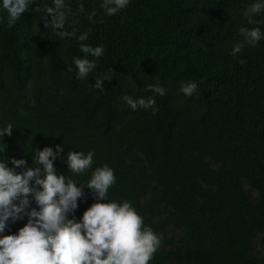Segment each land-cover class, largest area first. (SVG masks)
Masks as SVG:
<instances>
[{
    "label": "trees",
    "instance_id": "1",
    "mask_svg": "<svg viewBox=\"0 0 264 264\" xmlns=\"http://www.w3.org/2000/svg\"><path fill=\"white\" fill-rule=\"evenodd\" d=\"M255 2L264 0H129L108 16L103 0H65V29L76 36L61 39L44 24L53 0H32L12 27L0 0V129L13 126L0 137V160L20 173L36 166L38 150L63 145L55 168L78 187L97 167H111L108 200L130 201L157 234L170 224L186 230L182 243L159 248L150 264H264L255 253L264 231V38L230 54L243 40L240 27L264 33V11L254 24L244 16ZM83 33L87 40L78 41ZM81 43L105 49L84 80L74 64ZM190 81L198 88L187 97L180 88ZM156 84L165 96L148 90ZM125 95L154 96L158 111H134ZM69 151H93L92 167L70 173ZM84 193L69 218L79 221L96 202L86 186ZM163 207L168 214L156 220ZM25 223L26 216L9 221L0 236Z\"/></svg>",
    "mask_w": 264,
    "mask_h": 264
},
{
    "label": "clouds",
    "instance_id": "2",
    "mask_svg": "<svg viewBox=\"0 0 264 264\" xmlns=\"http://www.w3.org/2000/svg\"><path fill=\"white\" fill-rule=\"evenodd\" d=\"M31 3L32 0H3L2 7L7 12L9 27L14 26ZM128 4L129 0H103L101 6L108 16H112ZM53 5L44 9L45 26L61 39L76 36L75 31L65 29L70 12L65 0H53ZM33 11L41 9L37 7ZM262 11L264 2H255L244 11V16L249 24H254L253 17ZM239 34L243 40L232 47L230 54L233 57L243 51L245 44L255 46L264 38L258 27L242 26ZM87 38V33L77 37L81 42ZM80 50L84 55L75 58L74 64L78 69L76 78L84 80L97 67L105 49L102 45L93 47L81 43ZM238 63L243 65L246 61L240 59ZM102 80L96 78L93 86L103 90ZM147 88L160 97L166 95L165 88L159 84L148 85ZM197 88V83L190 81L182 84L180 91L191 97ZM122 100L134 111L151 109L153 115L158 111L154 96L133 99L125 95ZM30 102L35 104L34 99ZM20 112L25 114L23 109ZM12 129L11 124L0 129V137L4 134L11 136ZM62 152L63 145H57L55 151L52 147H44L36 153V166L20 173L0 160V233L5 231L9 221L15 223L27 217V223L16 234L0 236V264H150L162 244L163 236L145 226L143 217L130 201L108 200L109 189L116 184L114 170L106 164L97 167L91 178L78 187L73 179L57 173L54 161ZM93 156V151L87 154L69 151L66 164L70 173H85L93 165ZM11 162L15 167L26 165L24 159H12ZM85 186L96 202L77 221L74 215L69 218V214L78 208V201L85 195ZM30 196L38 210L30 207Z\"/></svg>",
    "mask_w": 264,
    "mask_h": 264
},
{
    "label": "rangeland",
    "instance_id": "3",
    "mask_svg": "<svg viewBox=\"0 0 264 264\" xmlns=\"http://www.w3.org/2000/svg\"><path fill=\"white\" fill-rule=\"evenodd\" d=\"M245 189L253 196V198L258 196V191L250 183L246 182L244 184ZM168 214L166 208H162V215L157 216L156 220L163 219ZM159 235L163 236V241L160 249H169L172 246H176L182 243L186 238V230L184 227L170 224L163 227L159 232ZM255 253L257 255H264V231L259 232L255 239Z\"/></svg>",
    "mask_w": 264,
    "mask_h": 264
}]
</instances>
